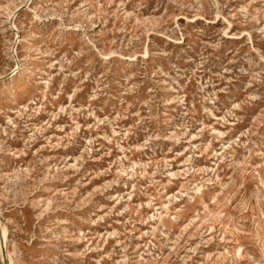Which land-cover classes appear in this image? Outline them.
Here are the masks:
<instances>
[{"label": "rangeland", "instance_id": "rangeland-1", "mask_svg": "<svg viewBox=\"0 0 264 264\" xmlns=\"http://www.w3.org/2000/svg\"><path fill=\"white\" fill-rule=\"evenodd\" d=\"M0 264H264V0H0Z\"/></svg>", "mask_w": 264, "mask_h": 264}, {"label": "bare ground", "instance_id": "bare-ground-1", "mask_svg": "<svg viewBox=\"0 0 264 264\" xmlns=\"http://www.w3.org/2000/svg\"><path fill=\"white\" fill-rule=\"evenodd\" d=\"M195 190H196V191L200 190V187L196 186V187H195Z\"/></svg>", "mask_w": 264, "mask_h": 264}]
</instances>
